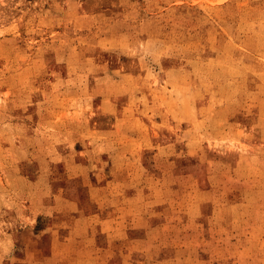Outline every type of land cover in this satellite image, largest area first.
Listing matches in <instances>:
<instances>
[{"label":"rangeland","instance_id":"1","mask_svg":"<svg viewBox=\"0 0 264 264\" xmlns=\"http://www.w3.org/2000/svg\"><path fill=\"white\" fill-rule=\"evenodd\" d=\"M0 264H264V0H0Z\"/></svg>","mask_w":264,"mask_h":264}]
</instances>
